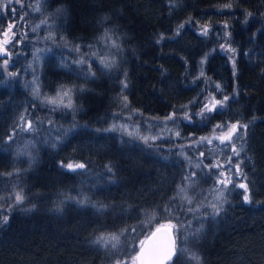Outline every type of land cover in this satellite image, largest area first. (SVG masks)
Returning a JSON list of instances; mask_svg holds the SVG:
<instances>
[{"label":"trees","instance_id":"1","mask_svg":"<svg viewBox=\"0 0 264 264\" xmlns=\"http://www.w3.org/2000/svg\"><path fill=\"white\" fill-rule=\"evenodd\" d=\"M46 2L61 11L59 27L69 41L93 42L106 24L120 51L117 66L99 67L95 77L85 78L73 66L60 67L52 60L44 63L40 79L46 90L73 89L77 123L72 128L64 119L49 117V106L27 91H16L14 82L0 80V174H4L0 217H9L6 224L0 219V264H112L114 257L136 254L139 248L132 245L156 226L169 221L192 225L201 219L205 227L190 245L199 263L190 257L177 263L175 257L169 264H264V0ZM204 28L207 35L202 34ZM210 94L219 100L227 95L229 100L201 121L195 113ZM24 99L32 117L43 114L42 106L47 114L34 132L30 159L13 156L20 139L7 141ZM124 104L148 118L175 113L185 138L204 136L218 124H248L244 151L238 157L248 181L239 179L250 183L253 203H244L243 190L229 186L232 190L225 196L230 203L215 218L207 208L188 212V205L181 210L173 201L179 220L166 218L157 209L156 218L145 223V213L169 204L183 177L195 167L179 153L182 143L173 139L149 147L135 137L103 131ZM185 112L191 114V122L183 118ZM70 159L86 163L87 168L71 172L60 167L61 161ZM106 165L113 166L114 174ZM9 172L13 175H6ZM195 172V191L190 189L189 195L199 201L203 197L197 192L199 181H206L200 184L202 190L210 184L201 168ZM15 192L25 196L22 204L12 199ZM70 197H87L88 203ZM125 228L136 232L121 236L118 249L92 243L100 232L119 233Z\"/></svg>","mask_w":264,"mask_h":264},{"label":"snow or ice","instance_id":"2","mask_svg":"<svg viewBox=\"0 0 264 264\" xmlns=\"http://www.w3.org/2000/svg\"><path fill=\"white\" fill-rule=\"evenodd\" d=\"M13 4H17L20 6L21 9L25 8V4L23 3V0H0V11H5L6 13L10 14L12 16V21H6V27L0 31V36L3 37V39H0V69H3L4 71H7L9 66V60L12 56V52L9 50L7 45H12L13 40H15L16 44H19L22 42L23 39L26 38L27 34L23 33L20 34V29L24 28L26 26V20L25 17L27 13H17V9L15 7H12ZM27 7L32 8L35 12H41L42 9L40 7V0H35V4H29ZM59 11V10H58ZM250 15V14H249ZM46 26L48 28H51V25L49 24L48 18L41 19L39 24H36L31 30L33 32H36L41 26ZM181 28L183 25L180 26ZM18 34H20L21 38L16 39ZM203 35H207V28H204L202 31ZM176 35H179V29H177ZM45 40H52L53 43H55L54 39V33L49 31L48 35L44 37ZM161 39H163V36H161ZM159 42V41H158ZM97 44L100 45V49L102 50H93L92 45H85V47H88L90 51L88 53H82L80 46L75 45L72 48V51L78 53V58L72 61L71 63L76 64L78 66H81L83 69L84 66H87V73L85 75V78L88 76L95 77V72L91 70V58L95 57L99 64L102 66L103 69L110 70L114 67H116V59L115 56L120 51V45L117 43L116 39H113L112 34L108 31H105L102 36L98 38ZM115 49V52H112L111 50ZM230 51H235L234 49H228ZM46 51V49H36L34 52V60L39 61L40 54L42 52ZM47 51H50V49H47ZM111 53V55H109ZM29 68H32V65L29 64ZM233 68L235 74V61L233 60ZM33 71H35L33 69ZM9 77H15L19 76V73L16 72H8L7 73ZM83 74V73H82ZM123 87H127V83H123ZM217 90H220V86H215ZM82 90V89H81ZM31 91L34 97L37 99H41V93L39 89V85L36 83V79L34 78L31 82ZM72 88H67L65 86H61V88L56 92L55 96H43L42 102L48 105H51L52 111H55L59 107L73 108V101H72ZM124 100H127V97H124ZM229 100V97L227 95L223 96L222 99L217 100L215 97L206 98L205 102L202 104L200 111L196 112L195 115L197 117L201 118V121L207 120L208 116L206 113H212L217 109V106L220 108H224L226 106V102ZM126 106V105H125ZM34 107V106H33ZM187 107V106H184ZM175 118V113L170 114L168 117H166L167 120H173ZM183 118L189 122L192 121V116L185 112ZM255 119V118H253ZM45 121L41 119L40 117H32L31 114L28 112L27 109L24 110V112L19 114V117L17 121L14 124V127L7 135V141L12 142L14 138L16 137L17 133H34L38 130V127L43 125ZM48 124H51L52 121L48 120ZM124 125H115L113 124L110 128H105L103 131L109 132V131H116L120 129H124ZM216 129H220V135H214L212 138L208 137H200L196 141L193 142V145L199 147L201 144H211L213 142V139L218 140L220 144L224 145L225 148L230 151L231 155H228L225 157V162L228 167H225V164H221L219 162H213L209 165H204V168H207L209 171L212 169H217L216 172V186L212 189L210 195L213 197L212 201L207 204H202L199 201H195L194 195H189V190L195 191L196 182L193 179L196 176V172L192 171L189 174L185 175L183 177V181L180 185L177 186L176 195L170 197L169 204L167 205H158L156 208H153L150 212H146L147 219L145 223H151L157 215V209L162 211L166 214V218H175L179 220V217L176 216L175 212L173 211L172 202L177 201L181 205V210L183 209V205H188L189 207L186 208V211L188 212H195L200 213L201 208H209L211 209V212L208 213V215L215 218L216 216H219L222 211H224V204L230 203V201L227 199V197L224 195L225 192H230L232 189H242L243 191L240 193L242 197V201L246 204H252V191L250 190V183L248 182H241L239 179L240 177L243 178V181H248L247 175L242 171L240 165L243 161L237 160L235 163H233V156L240 157L241 152L244 151L245 147V137L247 135V129L248 124H241L239 121L236 123H225V124H218L213 129V132L215 133ZM97 131H100V129H97ZM129 135H132V133H128ZM176 136H179L180 134L177 132L175 133ZM144 141L145 144H148L149 147L152 146L150 143V140L154 141L157 139H160V135L148 137V136H142L139 137ZM56 140H59V137L55 138ZM240 143V147H237V143ZM55 146V145H53ZM27 147V145H26ZM181 148L184 146L181 145ZM223 152L224 149H221ZM29 154L30 153H26ZM181 155L185 156V159H188L191 162V158L187 157L185 153L181 152ZM200 156H203L204 153L200 152ZM202 163V162H201ZM201 163L195 164V168H201ZM60 167L63 169H66L71 172H76L78 170L83 171L87 168V164L84 162H78L69 160L67 163L64 161L60 162ZM108 173L114 174L113 166L112 165H106L105 166ZM203 171V169H201ZM228 173H233L237 177V179H233L232 176L228 175ZM206 174V173H205ZM4 175V174H0ZM6 175H13V173L9 172ZM229 185H232V189L229 188ZM3 197H0V200H3ZM12 199H14L15 204H22L25 200V196L22 192H15L13 194ZM70 199H77V198H71ZM203 200H208V196H203ZM77 203L80 204H86L88 203L87 197H80L77 199ZM256 203H261L260 201H256ZM101 208L106 207L105 205H101ZM0 208H3V204H0ZM11 209L9 208V211ZM203 215V213H201ZM2 219V223L6 224L8 222L9 217L7 215H3L0 217ZM190 223V222H189ZM202 228V225H201ZM162 230H166L168 232V241L165 245L164 249L161 252H155L151 254L145 253V244L147 241L153 237L156 236L157 233H160ZM175 231V236H173L172 232ZM200 231V229H197L196 232H192L191 235L196 236L197 233ZM128 232H136L135 228H125L121 229L119 233L111 232H100L95 236L92 243L96 245H100L104 248L111 249H118V246L121 243V236H124L125 233ZM187 232V227L183 223L178 224H160L156 229L155 232H152L150 236L146 237L145 239L139 240L138 245L133 244V248H139V251L131 255L127 258L120 256V257H114L112 260V264H169V262L173 261V258L176 257L177 261H179L180 254H186L189 255V257L192 260H196L199 262V257L194 254L190 253L188 248L186 247V242L188 239V236L183 234ZM179 241H183L185 246H180L178 243Z\"/></svg>","mask_w":264,"mask_h":264},{"label":"rangeland","instance_id":"3","mask_svg":"<svg viewBox=\"0 0 264 264\" xmlns=\"http://www.w3.org/2000/svg\"><path fill=\"white\" fill-rule=\"evenodd\" d=\"M48 1V0H47ZM23 3L25 4V8L21 9L19 5L13 4L12 7H15L17 9V13H27L25 20H26V26L22 29H20V34L26 33L27 36L25 39L22 40L21 43L16 44L15 40H13V44L15 47L12 45H7L9 50L12 52V56L9 60V66L7 71H4L3 69H0V80H4V82H14L16 86V91L19 92H25L27 91L30 93L32 98L35 101H39L40 103L49 106V109L52 108L51 105L45 104L42 102L43 96H55L56 92L61 88V86L56 87L52 92H49L46 90L41 82L40 79V72L42 71L43 65L45 62L52 60L53 63H57L60 65V67H64L67 69H70L73 66V69L75 68L76 71L83 73L86 75L87 73V66H84L82 69L81 66H78L76 64L71 63L75 59L78 58V53L72 51L73 46L79 45L81 52L82 53H88L90 49L88 47H85V45H92L93 50H102L100 49V45L97 44L98 38L104 34L105 31H108L110 33H113L111 31L110 26H107L106 24L103 25V29L99 30L100 35L95 38L93 42H73L69 41L66 36L64 35V31H62L59 26V23L63 25L62 22H60L61 19V11L56 8H51V5L49 2H46V0H40V7L42 9L41 12H35L33 11L32 8L27 7L29 4H35V0H23ZM59 10V11H58ZM10 14L6 13L5 11H0V31H2L6 27V21L11 22L13 18H10ZM48 18L49 24L51 25V28H48L46 26H41L36 32H33L31 29L36 25L39 24L41 19ZM59 22V23H58ZM1 24H4V27L1 28ZM101 23H99L100 25ZM103 24V23H102ZM49 31L54 33V39L55 43L52 42V40H45L44 37L48 35ZM227 32L225 31V34ZM18 34L16 39H20L21 36ZM112 34L113 39L115 38V35ZM0 39H3L2 36H0ZM117 40V39H116ZM118 43V41H117ZM36 49H46V51L42 52L40 54V59L39 61L34 60V52ZM47 49H50V51H47ZM112 52H115L114 50H111ZM111 55V53H109ZM91 70L97 74V71L100 70L102 67L98 60L93 57L91 58ZM29 64L32 65V68H29ZM33 69L35 71H33ZM8 72H16L19 73V76L15 77H9ZM79 73H76V76H78ZM91 77V76H89ZM36 79V83L39 85L40 93H41V99H37L36 97L33 96L32 91H31V82L33 79ZM14 89V88H13ZM214 95L211 96V94L207 98H211ZM215 97V96H214ZM215 99L219 100L218 98L215 97ZM73 101V108L68 109V108H63L59 107L55 111H52L49 113V117H57L66 120L67 125H71L70 128L74 127L76 125V121L73 119L75 118L77 114V110L74 108V100ZM27 104L28 101L24 99V102L20 104V108L18 109V117L19 114L24 112L25 109H27ZM122 105L119 110L115 114L111 115L110 119V124L109 128L115 124L117 126L119 125H124V129L116 130L115 133H118L119 135H122L124 137H135V139H139L142 143L144 141L140 139L139 137L142 136H156L160 135L161 138L157 140H150V143L153 145H156L159 142H164V140L168 139H173L175 141H178V143H182L186 145L184 148H180V154L181 152L185 153L187 157L192 158L191 162L187 159L189 163L192 164L193 167H195V164L201 163V169H203L200 174H204V176L207 177V183L210 184V187H207L206 190H202L199 187L202 182H206L205 180H200L199 184L197 185V192L201 193L203 192V196H208V200H203L199 199V202L202 204H207L212 201L213 197L210 195L212 189L214 186H216V172L218 171L217 169H212L209 171L207 168H204V165H209L213 162H219L221 164H225V157L228 155H231L230 151H228L224 145L220 144L218 140L213 139V142L211 144H201L198 148L195 146H190L193 145V142L196 141L199 137H195L194 139L192 137H182V136H173L175 133L180 134L179 130V124L180 122L176 119L173 120H167L165 118H156V117H151L148 118L147 116H143V114L139 113L138 111H135L133 109H130L128 105ZM18 106V105H17ZM43 114H37L38 117L46 121V110L42 106ZM217 109H220L219 106H217ZM209 114V113H206ZM191 115V114H190ZM216 126L212 128V130L208 133H206L204 136L201 137H208L212 138L214 135H220V129H216L215 133L213 132V129ZM69 129V128H68ZM39 130V129H38ZM128 133H132V135H129ZM179 137V138H178ZM20 139V144L16 145L18 154L13 153V156L21 155L24 156L28 159H30L32 156H29L32 149L36 145V140H35V133H20L17 134L14 140L18 141ZM190 141V142H189ZM171 142V140H170ZM240 143H237V146ZM27 145V147H26ZM177 147V145H175ZM221 149H224L222 152ZM203 152L204 155L200 156L199 153ZM184 156V155H183ZM73 160V159H70ZM237 160H239L238 157L233 156V163H235ZM76 161V160H73ZM190 166V164H188ZM203 166V168H202ZM194 169V168H193ZM197 168H195V171ZM205 173H208L209 175H206ZM232 173H228V175L231 176ZM198 174H196L197 176ZM236 178V177H235ZM205 179V178H204ZM241 180V179H240ZM242 182V181H241ZM232 186V185H229ZM225 195V193H224ZM196 202V201H194ZM207 212H211L209 208H207ZM179 222H174V221H169L166 223L162 224H178ZM187 227V232L183 233L188 236L187 242H186V247L188 248L190 253H196L191 247L192 239H195V236L191 235L192 232H196L197 229H200V231L197 233L199 234L202 232L201 230L205 227L204 224L206 223L203 219L200 221H196L192 225H189L185 223V221L181 222ZM202 225V228H201ZM159 226V225H158ZM156 226V228L158 227ZM155 228V229H156ZM154 229V230H155ZM173 234L175 236V231L173 230ZM178 243L180 246H185L183 241H179ZM189 255L186 254H180L179 256V261H184L187 260ZM177 260V258H176ZM195 263H199L196 260H194ZM200 261V260H199Z\"/></svg>","mask_w":264,"mask_h":264},{"label":"water","instance_id":"4","mask_svg":"<svg viewBox=\"0 0 264 264\" xmlns=\"http://www.w3.org/2000/svg\"><path fill=\"white\" fill-rule=\"evenodd\" d=\"M153 232H155V230ZM172 234H173V232H172ZM173 236H174V234H173ZM167 241H168V232L166 230H162L160 233H157L155 237H153L147 241V243L144 246L145 253L151 254V253H155V252H161L164 249L165 245L167 244Z\"/></svg>","mask_w":264,"mask_h":264}]
</instances>
